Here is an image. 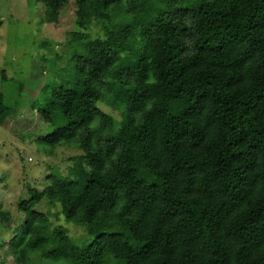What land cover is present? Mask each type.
<instances>
[{"label": "trees", "instance_id": "1", "mask_svg": "<svg viewBox=\"0 0 264 264\" xmlns=\"http://www.w3.org/2000/svg\"><path fill=\"white\" fill-rule=\"evenodd\" d=\"M36 1L52 23L68 9L76 20L69 66L42 86L54 132L41 141L82 154L19 204L22 252L47 264H264V0ZM10 114L0 92V125ZM45 200L90 243L37 211Z\"/></svg>", "mask_w": 264, "mask_h": 264}, {"label": "rangeland", "instance_id": "2", "mask_svg": "<svg viewBox=\"0 0 264 264\" xmlns=\"http://www.w3.org/2000/svg\"><path fill=\"white\" fill-rule=\"evenodd\" d=\"M62 19L50 22L47 9L36 0H0V92L11 108L0 125V212L7 218L0 221V264L49 263L39 253L22 252L29 236L19 204L29 199V190L45 189L52 172L67 176L82 154L77 145L51 147L41 141L54 132L40 113L50 96V88L42 92V86H52L56 72L69 66L70 33L76 30L72 9ZM100 107L121 120L109 106ZM36 210L54 227L62 226L75 245L90 243L85 226L68 222L60 206L45 200Z\"/></svg>", "mask_w": 264, "mask_h": 264}]
</instances>
